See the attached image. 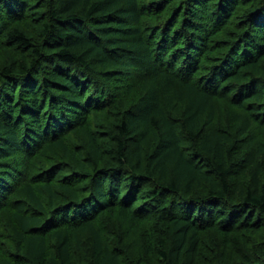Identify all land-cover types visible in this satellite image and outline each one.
<instances>
[{"label": "trees", "instance_id": "obj_1", "mask_svg": "<svg viewBox=\"0 0 264 264\" xmlns=\"http://www.w3.org/2000/svg\"><path fill=\"white\" fill-rule=\"evenodd\" d=\"M27 1L0 0V37L5 34L13 50L25 54L0 74V212L11 207L18 242V254L0 264H77L71 229L82 224L93 239L91 260L84 264H122L93 225L95 218L117 213L134 228L168 203L175 212L172 242L157 252L162 264H198L201 234L209 229L224 236V254L233 233L259 236L262 172H255L241 201H234L224 139L210 126L214 100L224 91L264 125V0L254 1L242 40L209 69L201 59L211 49V26L190 20L179 30H159L151 41L137 26L139 0H41L49 8L35 44L7 24L28 15ZM199 1L189 0L193 10L208 15L207 1ZM237 1L221 0L216 21H229ZM134 69L149 76V85L112 128L119 166L106 167L105 134L89 118L107 104V85L126 87ZM75 129L84 137V151L63 143ZM186 143L194 148L187 150ZM50 145L76 163L85 185L73 176L55 184L66 172L62 166L29 176L27 160ZM145 189L148 198L142 196ZM235 264H264V238L254 250L247 244Z\"/></svg>", "mask_w": 264, "mask_h": 264}, {"label": "rangeland", "instance_id": "obj_2", "mask_svg": "<svg viewBox=\"0 0 264 264\" xmlns=\"http://www.w3.org/2000/svg\"><path fill=\"white\" fill-rule=\"evenodd\" d=\"M203 1L200 0L199 2ZM206 1L205 7L209 10L208 15H204L201 10H193L189 0H139L142 17L137 26L151 41L157 40L159 30L167 26L179 30L187 25L190 20L211 26L210 28L213 30L209 37L211 49L201 59L202 67L209 69L215 65L214 58L222 57L233 45L242 40V36L246 34V22L253 15L252 12L255 11L256 5L255 0H238L235 6L230 7L232 15L229 21L218 22L214 13L221 0ZM26 5L25 12L28 15L17 23H7L8 29L16 28L29 37L33 43L39 44L41 42L39 34L42 30L39 21L45 17L49 7L44 6L41 0H28L25 2ZM18 51L13 50L5 34H2L0 37V74L4 68L22 62L25 54ZM205 72V70L200 71L199 76ZM148 85L149 76L141 69H134L132 78L125 83L126 87L118 88L114 84L107 85V95L105 96L107 104L91 113L89 118L91 127L95 131L105 134L102 140V147L106 153L104 166H119L117 163V143L113 138L112 128L117 124L123 112L136 103ZM233 96V94L227 96L224 91L222 96L214 100L215 116L210 130L224 139L228 164L231 169L230 183L233 190V200L238 202L241 201L243 193L250 187L256 171L262 172L261 178H264V125L257 123L248 111L237 107L233 103ZM107 98L109 99L108 102ZM63 143L67 145L68 150L84 151V137L77 129L71 131L63 139ZM185 146L187 150L194 148L189 143H186ZM50 147L40 148L37 155L27 160L24 168L30 171L29 176H42L50 168L62 166L66 172L59 173V180L55 184L60 185L62 184L61 181L71 176L83 180L76 170V163L69 157L67 158L58 148L52 145ZM20 162L22 163V161L18 163L20 164ZM57 172L55 171L56 174ZM83 182L85 185L87 181L83 180ZM146 191L147 189L144 190L142 196L148 198ZM19 198H21L20 194L13 196L16 201ZM170 200L171 197L169 196L168 202ZM178 204L185 205L187 203L178 200ZM134 206H137V203ZM12 212L11 207L0 212L1 260L18 254V242L13 233V228L17 227V223L12 217ZM173 212L175 209H172V204L168 203L157 208L151 217L139 222L134 228L124 224L117 213L108 212L98 215L93 221V225L100 232L105 245L121 255L122 264H162L157 252L162 246L170 245L172 242L170 218ZM201 238L202 245L198 264H235L242 259L247 244L254 250L256 245L263 240L264 230L257 237L246 234L244 231L233 233L230 236L231 243L228 246L227 254H224V236L219 231L215 229L206 230L201 234ZM48 244L53 251L55 239L49 236ZM71 247L77 264L90 262L93 252V239L87 224L71 229Z\"/></svg>", "mask_w": 264, "mask_h": 264}]
</instances>
